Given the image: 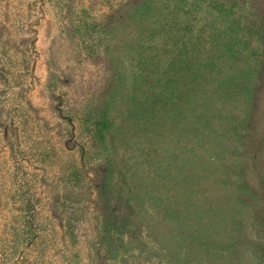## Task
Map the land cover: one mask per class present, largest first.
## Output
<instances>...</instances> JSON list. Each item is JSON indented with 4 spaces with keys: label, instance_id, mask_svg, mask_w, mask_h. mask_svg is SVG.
I'll return each mask as SVG.
<instances>
[{
    "label": "rangeland",
    "instance_id": "obj_1",
    "mask_svg": "<svg viewBox=\"0 0 264 264\" xmlns=\"http://www.w3.org/2000/svg\"><path fill=\"white\" fill-rule=\"evenodd\" d=\"M0 264H264V0H0Z\"/></svg>",
    "mask_w": 264,
    "mask_h": 264
},
{
    "label": "trees",
    "instance_id": "obj_2",
    "mask_svg": "<svg viewBox=\"0 0 264 264\" xmlns=\"http://www.w3.org/2000/svg\"><path fill=\"white\" fill-rule=\"evenodd\" d=\"M98 125H100V127H102V129H104V128H106V127H108V125H107V123L105 122V121H100L99 123H98ZM102 129H100V130H102ZM98 131L99 133L101 132V131ZM31 231H34L33 229H30Z\"/></svg>",
    "mask_w": 264,
    "mask_h": 264
}]
</instances>
